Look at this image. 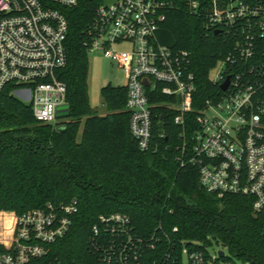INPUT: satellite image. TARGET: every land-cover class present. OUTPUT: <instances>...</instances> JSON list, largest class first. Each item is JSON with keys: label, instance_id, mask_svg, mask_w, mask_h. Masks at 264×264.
I'll use <instances>...</instances> for the list:
<instances>
[{"label": "built area", "instance_id": "built-area-1", "mask_svg": "<svg viewBox=\"0 0 264 264\" xmlns=\"http://www.w3.org/2000/svg\"><path fill=\"white\" fill-rule=\"evenodd\" d=\"M80 1L0 0V93L9 87V94L29 105L42 124L55 127L57 107L67 104L66 85L56 72L67 62L66 11ZM89 1L93 10L83 45L123 70L129 133L147 151L152 147L154 93L177 112L176 124L192 110L195 79L189 53L170 49L156 37L174 0ZM180 2L189 14L203 18L206 33L218 31L231 44L209 70L218 91L195 118L185 162L198 169L205 192L251 197L253 214L264 220V0ZM120 44L128 48L118 49ZM75 212V201L46 203L19 215L0 211L8 215L0 219V264L45 258L48 246L69 231ZM157 230L144 236L133 230L126 214H101L91 226L87 247L94 264H247L212 252L211 244L171 241Z\"/></svg>", "mask_w": 264, "mask_h": 264}, {"label": "trees", "instance_id": "trees-1", "mask_svg": "<svg viewBox=\"0 0 264 264\" xmlns=\"http://www.w3.org/2000/svg\"><path fill=\"white\" fill-rule=\"evenodd\" d=\"M92 10L89 0H81L66 11L67 62L56 76L66 85L67 118L55 127L39 123L29 105L9 94V87L0 93V211L19 215L46 203L76 202L67 234L48 246L45 258L30 264L96 263L87 247L90 229L99 215L111 213L126 214L138 234L147 236L160 227L158 233L171 241L214 242L226 249L229 260L264 264V220L253 214L252 198L205 192L198 169L185 162L195 118L218 91L209 70L231 44L222 35L206 33L203 18L174 0L156 37L170 49L189 53L195 79L192 110L176 124L177 112L154 93L152 147L141 151L129 133L125 86L100 90L106 115L93 114L88 105L83 30ZM2 218L8 215L0 213Z\"/></svg>", "mask_w": 264, "mask_h": 264}, {"label": "rangeland", "instance_id": "rangeland-1", "mask_svg": "<svg viewBox=\"0 0 264 264\" xmlns=\"http://www.w3.org/2000/svg\"><path fill=\"white\" fill-rule=\"evenodd\" d=\"M117 48L127 49L128 46L120 44ZM213 73L214 70L210 75ZM125 83V75L122 69L105 59L100 53L95 51L88 52L87 100L93 114L104 116L108 113L100 94V90L103 87L107 85L124 86ZM209 250L212 252L222 251L228 256L226 249L214 242L211 243Z\"/></svg>", "mask_w": 264, "mask_h": 264}, {"label": "water", "instance_id": "water-1", "mask_svg": "<svg viewBox=\"0 0 264 264\" xmlns=\"http://www.w3.org/2000/svg\"><path fill=\"white\" fill-rule=\"evenodd\" d=\"M218 33H219L218 31H215V34H218ZM143 83L145 86L149 85V82L147 80H143ZM226 86H227V81L223 85H221V89L225 90ZM69 114H70V111H69V105L68 104L60 105L57 107V112H56V118L57 119L67 118L69 116ZM219 255L222 256L223 252L220 251Z\"/></svg>", "mask_w": 264, "mask_h": 264}]
</instances>
